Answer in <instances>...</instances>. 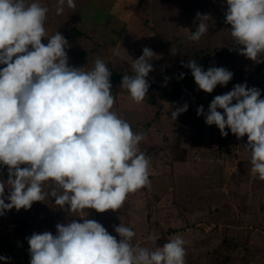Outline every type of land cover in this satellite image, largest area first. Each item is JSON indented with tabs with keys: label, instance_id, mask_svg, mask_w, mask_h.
Listing matches in <instances>:
<instances>
[{
	"label": "clouds",
	"instance_id": "obj_1",
	"mask_svg": "<svg viewBox=\"0 0 264 264\" xmlns=\"http://www.w3.org/2000/svg\"><path fill=\"white\" fill-rule=\"evenodd\" d=\"M226 4L230 50L264 63V0ZM65 8L74 10L75 0H56L57 16ZM49 11L40 0H0V65H5L0 68V166L7 167L8 175L0 180V216L51 198L59 209L82 220L57 223L55 235L44 231L26 237L30 264H186L182 236L150 250L132 243L136 233L131 226L114 225L117 240L84 213L121 209L129 194L150 184L151 161L139 148L144 133L134 132L112 110L116 98L106 62L97 58L90 69L70 66L69 41L59 31L48 36ZM210 22L214 24L211 14L197 12L196 30L187 29V39L200 41ZM154 57L144 47L131 64L132 74L122 76L119 87L136 104L147 97ZM183 66L191 70L198 89L209 94L234 75L224 67L204 70L195 59ZM188 107H172L173 119ZM197 115L217 126L222 137L229 134L226 128L237 139L247 136L243 147L250 155L251 174L264 181V98L259 88L236 84L216 95L207 112L200 105ZM148 239L155 244L159 237ZM8 259L0 257L6 264Z\"/></svg>",
	"mask_w": 264,
	"mask_h": 264
},
{
	"label": "rangeland",
	"instance_id": "obj_2",
	"mask_svg": "<svg viewBox=\"0 0 264 264\" xmlns=\"http://www.w3.org/2000/svg\"><path fill=\"white\" fill-rule=\"evenodd\" d=\"M40 3L50 9L45 22L48 36L59 31L69 41L66 51L70 66L90 69L95 59L101 58L109 69L132 74L131 64L142 55L144 47L156 53L154 71L147 78L156 87L140 104L119 87L112 109L130 123L134 132L144 133L139 148L151 161L150 184L129 194L116 212L83 210L89 213L88 218L102 224L117 240L113 226H131L136 233L132 243L150 250L176 235L182 236L186 241V264H264V181L257 176L253 181L248 173L250 155L243 147L247 136L237 139L226 128L229 134L222 137L214 130L217 126L207 125L204 116L197 115L200 105L207 112L216 95L227 93L236 84L257 87L264 98V63L256 64L230 50L233 40L231 26L224 22L226 0H75L76 8H65L60 16L55 14L56 0ZM197 12L211 14L214 24L210 22L209 31L193 42L187 39V29L196 30ZM198 54L210 60L202 64L204 70L224 67L234 74L233 79L210 94L199 90L195 82H188L176 97H169L165 92H171L180 72L187 68L183 64L196 60ZM185 103L188 110L174 120L172 107ZM190 143L200 146L197 153L189 154L193 149ZM214 155L241 159L229 164L233 171L229 180L220 176V171H225L221 163L213 168L208 166L210 162L199 165V161L189 159L190 167L200 171L197 178L190 177L188 170L177 163L188 157ZM236 172L239 177L234 176ZM205 174L211 178L207 187L204 183L209 177ZM7 178V167L0 166V180ZM235 183L242 186L243 196ZM244 184L253 189L252 194L247 193L250 188ZM220 186L225 187L222 191L227 199L220 195ZM72 219L82 222L59 209L51 198L34 202L28 210L13 208L0 216V257L9 258L7 264H30L26 237L44 231L55 235L57 223L66 224ZM150 235L159 237L155 244L148 239ZM0 264H6L5 260Z\"/></svg>",
	"mask_w": 264,
	"mask_h": 264
},
{
	"label": "crops",
	"instance_id": "obj_3",
	"mask_svg": "<svg viewBox=\"0 0 264 264\" xmlns=\"http://www.w3.org/2000/svg\"><path fill=\"white\" fill-rule=\"evenodd\" d=\"M214 130L215 131H217V132H220L219 131V129L217 128V127H214ZM200 133V132H199ZM199 139H202V135H200L199 134V137H198ZM188 141V140H187ZM211 140H210V138H209V142H210ZM216 141H217V139H215V143H216ZM191 144V146H192V144L193 143H190ZM195 144H193V149L192 150H190L189 151V154L190 155H192V154H195V153H197L199 150H198V148H200V146L199 145H195ZM243 145V144H242ZM238 151H241L242 152V150H240V148L239 149H237ZM225 155H226V153H225ZM215 156V155H214ZM188 157L186 160H181V162H177V163H179L178 165H179V167H183V168H186L187 170H188V174L190 175V177H192L193 178V176L195 177V178H197V177H199L200 175L198 174V173H200V171L198 172V170H196V169H193V168H191L190 166L192 165V163H191V158H193L194 160H197V161H199L198 162V164L200 165L201 163L203 164V162L202 161H206V162H210L209 164L210 165H208L209 167H213V168H216L215 166L217 165V163H221V164H223L224 165V169H225V171H224V174L222 173V171H220V176H222V179L223 180H229V178H230V176L232 175V173H233V171L231 170H229L230 169V165L229 164H233L234 163V160H236L237 158L238 159H240L239 157H233V160H229V159H227V156L226 157H222V155L221 156H219V157H217V156H215V157ZM190 159V160H189ZM241 160V159H240ZM238 161V163L236 164V168H237V170L239 171V170H241L240 169V164H239V160H237ZM240 162H242V161H240ZM181 164V165H180ZM185 164V165H184ZM234 166V165H233ZM250 166H251V164H250ZM235 167V166H234ZM223 169V168H222ZM251 169V168H250ZM240 173H241V171H240ZM248 173H251L250 172V170H249V172ZM191 174H194V175H191ZM223 174V175H222ZM235 174H237V176L235 175ZM234 174V176L235 177H239L240 175H239V173H235ZM205 176H208L207 174H205ZM211 176V175H210ZM252 178H253V181H254V178L256 177V176H254V175H250ZM209 177V176H208ZM209 181H211V178L209 177V178H207V181H206V183H204V185H205V187H207V185H208V182ZM226 181H224V185L225 184H227V182ZM253 181H252V183L251 184H253ZM210 183V182H209ZM246 184H244V186H245ZM248 185H249V183H248ZM234 186H237V190H238V192L239 193H241V195L243 196V194H244V192L243 191H241V188H242V186H240L239 184H237V183H235V185ZM246 187V186H245ZM219 188V192H220V195L221 196H223L225 199H227V196H226V194H225V192L224 191H222V190H224L225 189V187L223 186H220V187H218ZM247 189L248 188H250L249 189V191H247V193H250V194H252V192H253V189H251V187H246ZM239 189H240V191H239ZM252 191V192H251ZM224 199V200H225ZM230 200H232V199H230ZM233 201V200H232Z\"/></svg>",
	"mask_w": 264,
	"mask_h": 264
},
{
	"label": "trees",
	"instance_id": "obj_4",
	"mask_svg": "<svg viewBox=\"0 0 264 264\" xmlns=\"http://www.w3.org/2000/svg\"><path fill=\"white\" fill-rule=\"evenodd\" d=\"M198 58H196V62L199 63L201 66L202 64H208L210 62V60L208 58H206V56L203 55H197ZM112 71V76H111V81H112V94L114 97L117 96V92L119 89V84L121 82L122 76L123 74L119 71H116L114 69H110ZM183 73L184 76L182 79H180V74ZM178 78L176 79L175 85L173 86V88L171 89L170 93L165 92L166 94L169 95V97L174 98L178 95V93L180 92V90L185 86L186 83H194V78L191 75V70L189 68L184 69L182 72H180ZM150 87L149 90H151L152 88L156 87V85L153 82H149Z\"/></svg>",
	"mask_w": 264,
	"mask_h": 264
},
{
	"label": "built area",
	"instance_id": "obj_5",
	"mask_svg": "<svg viewBox=\"0 0 264 264\" xmlns=\"http://www.w3.org/2000/svg\"><path fill=\"white\" fill-rule=\"evenodd\" d=\"M216 88H217V87H216ZM216 88H215V89H216Z\"/></svg>",
	"mask_w": 264,
	"mask_h": 264
}]
</instances>
